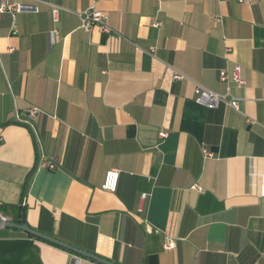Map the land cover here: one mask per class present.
<instances>
[{
	"label": "crops",
	"instance_id": "0c3cea01",
	"mask_svg": "<svg viewBox=\"0 0 264 264\" xmlns=\"http://www.w3.org/2000/svg\"><path fill=\"white\" fill-rule=\"evenodd\" d=\"M21 1L40 12L0 14V207L116 264H264V2L100 0L107 35L81 28L91 0ZM236 65L239 110L195 101ZM0 264L98 263L0 226Z\"/></svg>",
	"mask_w": 264,
	"mask_h": 264
},
{
	"label": "built area",
	"instance_id": "2783aa9c",
	"mask_svg": "<svg viewBox=\"0 0 264 264\" xmlns=\"http://www.w3.org/2000/svg\"><path fill=\"white\" fill-rule=\"evenodd\" d=\"M91 6L83 13L82 16V24L81 28L87 32L91 31L95 27H99L104 34H111L110 28L106 24L107 15L97 9V4L100 0H91ZM240 2H264V0H240ZM52 15L54 21L58 20L60 7L51 6ZM40 12V6L37 3H24L21 0H0V14L1 15H9L14 18L18 14H38ZM164 26L163 22H155L153 27L161 28ZM18 33L15 26H13V34L16 35ZM153 49H151L152 51ZM174 80H182L185 79V76L181 73L174 71L173 75ZM219 80L222 83L227 84V92L225 95H219L213 93L206 88L196 85L194 89V99L195 101L205 107L208 108H216L219 107L220 104H224L227 107H230L234 110H239V100L231 94V86L230 84H236L238 87L245 85V80L241 76V68L236 65L231 74H228L227 71L222 70L219 73ZM39 113L38 109L34 108L29 110L27 117L23 118L17 116V121L19 123H23L25 125H31V120L36 117ZM203 155L206 159L212 158L214 155L212 152L203 147ZM39 166L42 168H46L49 171H53L56 169V166L46 160L45 157H41L39 161ZM119 183V171L116 169H112L106 173L104 183L102 185V189L104 191H108L111 193H115L118 188ZM193 190L202 192V188L199 185H194L192 187ZM143 198H145L143 196ZM0 221L2 223V227L7 222H13L11 217L4 216L0 213ZM166 250H170L174 247L173 243H167L165 246Z\"/></svg>",
	"mask_w": 264,
	"mask_h": 264
},
{
	"label": "water",
	"instance_id": "95a60500",
	"mask_svg": "<svg viewBox=\"0 0 264 264\" xmlns=\"http://www.w3.org/2000/svg\"><path fill=\"white\" fill-rule=\"evenodd\" d=\"M0 226H2L1 221H0ZM3 227L8 228V229H14V230L21 231L23 233H26L27 235H30V236H33V237L39 239V240L45 241L49 244H52V245H55L57 247L71 251L80 257L92 260L98 264H116V263L110 262L106 259H102L100 257H97L96 255H93V254L88 253L86 251H83L81 249H78L76 247H73V246H71V245H69V244H67V243H65L59 239H56L55 237L46 235L44 233L37 231L36 229L31 228L26 222V212L25 211H23V213H22V219H21L20 223L7 222L4 224Z\"/></svg>",
	"mask_w": 264,
	"mask_h": 264
},
{
	"label": "trees",
	"instance_id": "16d2710c",
	"mask_svg": "<svg viewBox=\"0 0 264 264\" xmlns=\"http://www.w3.org/2000/svg\"><path fill=\"white\" fill-rule=\"evenodd\" d=\"M25 210V207H18V206H1L0 207V213L2 214H9L10 217H12V220L14 223H20L21 219H22V213ZM30 238L41 241V242H45L42 240H39L33 236L28 235ZM47 243V242H45Z\"/></svg>",
	"mask_w": 264,
	"mask_h": 264
}]
</instances>
